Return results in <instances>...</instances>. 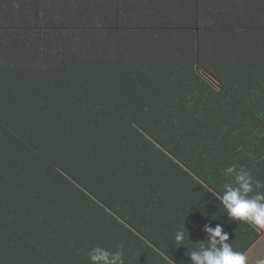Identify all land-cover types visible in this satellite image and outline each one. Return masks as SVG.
<instances>
[{"label":"trees","instance_id":"obj_1","mask_svg":"<svg viewBox=\"0 0 264 264\" xmlns=\"http://www.w3.org/2000/svg\"><path fill=\"white\" fill-rule=\"evenodd\" d=\"M241 168L264 192V0H0V264L245 254Z\"/></svg>","mask_w":264,"mask_h":264},{"label":"clouds","instance_id":"obj_2","mask_svg":"<svg viewBox=\"0 0 264 264\" xmlns=\"http://www.w3.org/2000/svg\"><path fill=\"white\" fill-rule=\"evenodd\" d=\"M234 173L235 183L225 184L223 194L219 197L230 221H243L250 225L264 229V192H254L260 187L254 182L251 173L244 168L229 169ZM204 231L208 234L206 241L198 242L197 248L189 249L187 255L190 264H248L244 253L234 250L229 243L230 234L224 230L223 225L217 224L214 228L206 225ZM176 244L183 246L187 239L183 229L175 234ZM90 264H125L122 250L109 251L101 246L92 248L89 252ZM259 264H264L260 261Z\"/></svg>","mask_w":264,"mask_h":264},{"label":"crops","instance_id":"obj_3","mask_svg":"<svg viewBox=\"0 0 264 264\" xmlns=\"http://www.w3.org/2000/svg\"><path fill=\"white\" fill-rule=\"evenodd\" d=\"M261 230L262 236L247 252H245L248 264H259L260 261H264V229Z\"/></svg>","mask_w":264,"mask_h":264},{"label":"rangeland","instance_id":"obj_4","mask_svg":"<svg viewBox=\"0 0 264 264\" xmlns=\"http://www.w3.org/2000/svg\"><path fill=\"white\" fill-rule=\"evenodd\" d=\"M242 149H243V147H242Z\"/></svg>","mask_w":264,"mask_h":264}]
</instances>
